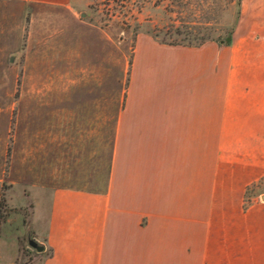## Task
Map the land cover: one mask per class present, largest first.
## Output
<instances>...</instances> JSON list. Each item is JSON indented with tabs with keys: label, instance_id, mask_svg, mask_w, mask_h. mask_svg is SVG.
I'll return each instance as SVG.
<instances>
[{
	"label": "crops",
	"instance_id": "1",
	"mask_svg": "<svg viewBox=\"0 0 264 264\" xmlns=\"http://www.w3.org/2000/svg\"><path fill=\"white\" fill-rule=\"evenodd\" d=\"M11 1L72 20L82 11L73 0ZM193 48L204 77L184 100L169 85L152 115L126 111V95L115 114L105 102L99 124L95 101H42L35 131L29 112L23 145L17 133L9 143L8 177L12 209L32 206L33 238L45 247L31 264H264V194L246 203L264 181V0H242L230 44ZM11 213L0 217V247L16 264L26 219Z\"/></svg>",
	"mask_w": 264,
	"mask_h": 264
},
{
	"label": "rangeland",
	"instance_id": "2",
	"mask_svg": "<svg viewBox=\"0 0 264 264\" xmlns=\"http://www.w3.org/2000/svg\"><path fill=\"white\" fill-rule=\"evenodd\" d=\"M73 1H79L82 6L77 20L68 18L61 8L0 0V217L4 220L10 211L11 214L24 211L25 227L31 220L32 206L23 211L12 209L19 205L14 201V188L8 177L9 143L12 141L13 148L17 133V146L23 145L20 133L24 134L31 122L27 119L29 112L32 110L34 114L35 131L40 128L42 101L50 105L62 101H95L90 111L96 112L99 124L106 111L105 102L113 101L115 114L122 95L130 99L126 111L145 115H152L155 102L168 94L169 85L172 97L186 99L192 84L204 77L202 67L206 62L204 55L199 50H190L191 47L199 49L197 45L208 39L220 44L229 35L233 36L242 2ZM79 24L92 25L106 35ZM147 32H159L161 39L168 35L167 38L188 46L168 45L170 50L165 52L161 45L166 44ZM185 107V101L178 103V114L185 113ZM260 193L264 194V181L250 196ZM246 203L250 204V199ZM5 227L6 231L17 229L15 223ZM25 234L21 242L23 253L16 264L35 263L45 255L29 246L26 228ZM0 250V264H9L2 246Z\"/></svg>",
	"mask_w": 264,
	"mask_h": 264
},
{
	"label": "trees",
	"instance_id": "3",
	"mask_svg": "<svg viewBox=\"0 0 264 264\" xmlns=\"http://www.w3.org/2000/svg\"><path fill=\"white\" fill-rule=\"evenodd\" d=\"M147 33H150V34H153V36H155V37H158V38H160L161 39V34L158 32V33H156V32H147ZM167 36L168 35H166V36H164V39H161L162 40V42L164 43V44H166V45H171V46H174V45H176V46H188V45H184V44H182V43H178V41H175V40H172L171 38H167ZM229 36H231V38H232V34L231 35H229ZM208 41H217V40H203V41H201L200 43H199V45H197V46H200V45H202V44H204V43H206V42H208ZM218 42V41H217ZM230 42H231V40H230ZM230 42L228 43V44H230ZM191 44V45H190ZM189 45L190 46H193V44L192 43H190ZM261 183L262 182H259V183H256V184H254V185H252L251 187H249L248 189H247V191H246V198L248 199V197L251 195V194H253L254 193V191H255V189H258L259 188V186L261 185Z\"/></svg>",
	"mask_w": 264,
	"mask_h": 264
},
{
	"label": "water",
	"instance_id": "4",
	"mask_svg": "<svg viewBox=\"0 0 264 264\" xmlns=\"http://www.w3.org/2000/svg\"><path fill=\"white\" fill-rule=\"evenodd\" d=\"M231 40V36H228V38L226 39L225 42H221L222 44H228ZM26 231H27V241L29 246L36 250L37 252L41 253L45 250V247L41 244H39L37 241H35V239L33 238V234H32V228H31V220L28 221V225L26 227Z\"/></svg>",
	"mask_w": 264,
	"mask_h": 264
}]
</instances>
